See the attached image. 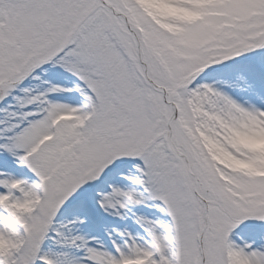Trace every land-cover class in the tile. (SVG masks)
I'll list each match as a JSON object with an SVG mask.
<instances>
[{
  "label": "snow or ice",
  "instance_id": "6c2138e0",
  "mask_svg": "<svg viewBox=\"0 0 264 264\" xmlns=\"http://www.w3.org/2000/svg\"><path fill=\"white\" fill-rule=\"evenodd\" d=\"M0 264H264V0H0Z\"/></svg>",
  "mask_w": 264,
  "mask_h": 264
},
{
  "label": "rangeland",
  "instance_id": "374dc122",
  "mask_svg": "<svg viewBox=\"0 0 264 264\" xmlns=\"http://www.w3.org/2000/svg\"><path fill=\"white\" fill-rule=\"evenodd\" d=\"M222 71L227 72V69H223Z\"/></svg>",
  "mask_w": 264,
  "mask_h": 264
}]
</instances>
